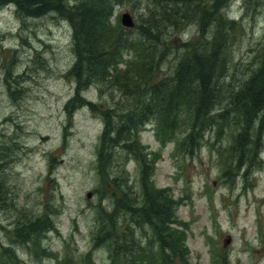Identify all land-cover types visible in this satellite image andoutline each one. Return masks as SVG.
<instances>
[{
  "label": "rangeland",
  "instance_id": "obj_1",
  "mask_svg": "<svg viewBox=\"0 0 264 264\" xmlns=\"http://www.w3.org/2000/svg\"><path fill=\"white\" fill-rule=\"evenodd\" d=\"M37 1L45 6L22 10L15 0H0V264H114L110 243L98 242L102 217L109 229L115 218L126 229H134L136 244L161 264L162 254L171 249L166 245L161 253L151 217L141 220L135 210L144 204L143 163L133 152L111 150L104 142L119 116L137 113L143 90L150 85L140 82L128 95L109 81L84 89L85 78L80 81L78 75L84 66L66 11L75 0ZM197 1H192V12ZM159 2H118L115 27L120 25L124 36L134 40L138 26L150 19V8L154 5L157 14L162 11ZM216 2H223L219 19H232L238 26L235 33L234 23L226 27L232 34L227 42L229 61L215 104V111L225 105L223 111L230 117L221 127L217 124L219 129L204 127L193 148L180 144L191 126L185 107L183 123L172 126L165 141L158 136L162 112L156 110L143 119L137 132L139 149L148 154L151 182L170 195L164 210L151 216L156 225L165 219L167 227L172 219L169 227L185 234L186 250L175 253L170 264H264V105L261 110L257 107L261 104L254 103L251 108L256 110L246 114L247 134L238 132L240 123L232 113L244 104L233 99L246 98L237 86L244 85L258 67L264 70V0ZM125 10L135 19L132 30L121 25ZM175 20L174 25L160 28V37L154 39L153 82L173 75L186 47H194L192 40L200 46L212 36L199 30V24H214L210 15H203L200 22L194 14ZM123 46L119 71L129 67L135 52L129 42ZM138 98L140 107L135 109ZM130 104L134 108L128 110ZM237 132L239 138L257 143L255 155L243 169L225 170L232 157L220 156V151L224 153ZM236 164L232 160L231 166ZM118 195L124 207L115 214ZM41 216H49L53 226L42 232L39 246L16 241L20 223ZM177 219L186 221V227L175 223ZM177 234L173 231L167 244ZM8 246L17 258L6 252ZM131 259L133 264L142 262L137 261L140 255Z\"/></svg>",
  "mask_w": 264,
  "mask_h": 264
},
{
  "label": "trees",
  "instance_id": "obj_2",
  "mask_svg": "<svg viewBox=\"0 0 264 264\" xmlns=\"http://www.w3.org/2000/svg\"><path fill=\"white\" fill-rule=\"evenodd\" d=\"M122 1L75 0L68 4L66 11L73 27L75 48L81 57L80 62L84 66L79 70L78 75L80 81L83 80V77L85 78L84 89H88L95 82L109 81L122 88L126 95L130 94L129 91L131 89H137L136 87L140 86V82L150 85V87H146L143 90L144 95L141 98V107L138 103L139 98L137 99L135 109L140 107L137 113L134 114L133 111L130 113V116L128 114L119 116L117 123H112L111 129H115V132L109 135L105 133L104 142L107 144V148L111 150L119 147L121 148L120 151L133 152L136 155L135 158L140 163L142 161L141 181L144 192V204L135 210L141 217V220L145 219V217L149 219L151 217L152 228L161 242V251L167 248L166 245H169V249L174 254L180 253L186 250L183 242L185 234L171 229L169 225L168 227L165 226V219L161 221V224L158 222V225H156V220L153 222L151 215H155L157 211L162 212L164 210V205H166L167 198L170 195L166 193V189L157 188L151 182L150 172L152 171V165L149 161H146L148 154L142 151V155L139 149V140L137 139L138 127L143 122V119H147L156 110L161 111L163 115H161L162 121L158 128V136L160 140L165 141L167 135L171 134V127H179L183 123L181 122V117L183 118L181 109L185 107L186 112L187 110L189 111V115L187 116L191 121V126L189 128L187 126V133L180 144L182 146L184 144L189 146L190 144L193 148L204 127L209 128L217 126V124L221 127L227 121L230 115L227 114L228 111H223L226 106L224 105L222 109L215 111V104L220 101L218 97L222 90L220 77L224 75V72L228 68L227 42L228 39H231L232 34L227 33V28L233 23L235 24V21L229 18L227 20L219 19V14L222 11L219 7L223 2H216V0H208V3L205 0H198L195 12H192L191 9L193 0H159V7H162V11L157 14V12H154L155 6L153 5L150 8V19L146 20L144 26H138L139 35L134 40H130L124 36V29L120 25L115 27L117 25L113 19L116 5ZM15 2L22 10L32 9L35 7V4H37L36 8L45 6L44 2L37 0H15ZM193 14L197 16L199 22L200 18L205 14L212 16L214 25H211L213 28L211 29V38L200 46L196 44L195 40H192L191 43L195 48L187 49L186 47L185 53L179 59L177 69L173 75L153 82V63L156 52H153L152 49L154 48V39L160 37V28L174 25L177 22L175 19H177L178 15L187 19L191 18ZM143 27L152 29L154 33H150L149 29L145 30ZM141 28H143L142 31ZM237 28L238 26L235 24L234 33ZM198 38L199 36H196V39ZM135 41H137L138 46L135 45ZM125 42H129L134 49L133 59L137 61V65L132 59L128 62L129 67L127 69L124 68L119 71L118 64L123 55V45ZM188 43H186V46ZM262 56L264 57V53ZM138 61L140 62L138 63ZM258 68L251 72L244 85L241 84L236 88L237 90L241 88L245 92L246 98L244 100L237 99V101L232 98L237 103L240 101L244 102L242 106H237L239 107L238 110L234 108L235 110L232 112L235 116L234 119H238L240 123L238 125V132L240 134L249 133L248 128L245 129L247 127L245 125L246 114L248 115L250 111L256 110L257 107L261 108L264 105V70L263 68L262 70ZM225 97L224 101L226 103L228 96L225 95ZM232 99L230 104L233 105ZM254 103H260L261 105L252 110L251 106ZM130 107L134 108L130 104L128 110H130ZM261 110L263 109L261 108ZM187 121L189 120L187 119ZM217 127L218 129L220 128L219 126ZM238 132L233 136L231 145L227 147L224 153L220 151V156H231L232 160H236L237 162L235 166H231V160L228 166L225 167V170L231 168L243 169L246 163L255 155V152H252V150H254L253 148L257 143L253 144L254 140L251 141L248 138H239ZM118 190L120 192L123 191L121 187ZM118 197V207L114 210V212L116 211L115 214L124 207L120 201V195ZM162 217L165 218V215H162ZM116 221L115 218L112 228L109 229V224L102 217L99 220L98 231V242L104 243L106 241V243H110L112 246L111 257L114 264H133V258L131 259V257L135 255L141 256V260L137 261L142 262L138 264H157L151 251L144 250L136 244L134 229L128 230L122 222ZM176 221L178 225H182L178 219ZM52 226L53 224L49 216H41L30 221L29 219L23 220L15 230L16 241L33 244L38 247L42 232L45 229L49 230ZM173 231L178 233L177 238L174 242L172 241V244H167L169 241L168 236L173 238ZM108 239L112 242L107 241ZM5 250L6 252H10L11 258H17L12 247H5ZM162 255L161 264H170V262L165 260L167 255Z\"/></svg>",
  "mask_w": 264,
  "mask_h": 264
},
{
  "label": "bare ground",
  "instance_id": "obj_3",
  "mask_svg": "<svg viewBox=\"0 0 264 264\" xmlns=\"http://www.w3.org/2000/svg\"><path fill=\"white\" fill-rule=\"evenodd\" d=\"M57 2V1H56ZM51 3V2H50ZM97 8H99V7H97ZM62 11V10H61ZM96 12V11H95ZM206 15H209V14H206ZM69 17V16H68ZM199 24V23H198ZM212 25H214V24H212ZM204 29L205 31H207V32H211V29H213L212 27H211V25H209V26H206L205 24H199V30H201V29ZM71 31V30H70ZM128 41V40H127ZM112 132V134L115 132V129H112L111 130ZM173 255H174V252H169L168 254H167V256H166V258H165V260L167 261V262H171L172 260H173Z\"/></svg>",
  "mask_w": 264,
  "mask_h": 264
},
{
  "label": "water",
  "instance_id": "obj_4",
  "mask_svg": "<svg viewBox=\"0 0 264 264\" xmlns=\"http://www.w3.org/2000/svg\"><path fill=\"white\" fill-rule=\"evenodd\" d=\"M122 21H123V23L125 25H128V26H133L134 25L133 18H132L131 14L129 12L123 13ZM90 196H91V193H88V197H90Z\"/></svg>",
  "mask_w": 264,
  "mask_h": 264
}]
</instances>
